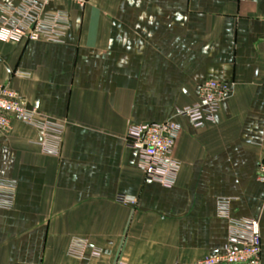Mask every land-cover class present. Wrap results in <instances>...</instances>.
Returning <instances> with one entry per match:
<instances>
[{
    "label": "crops",
    "instance_id": "crops-1",
    "mask_svg": "<svg viewBox=\"0 0 264 264\" xmlns=\"http://www.w3.org/2000/svg\"><path fill=\"white\" fill-rule=\"evenodd\" d=\"M59 8L70 12L64 42L0 40V82L65 124L57 153L19 118L0 130V183L13 186L0 264H193L222 254L230 219L246 218L260 224L264 264V0L44 7ZM209 79L232 92L213 122L177 117L175 185L146 178L129 126L175 119ZM74 238L101 255H70Z\"/></svg>",
    "mask_w": 264,
    "mask_h": 264
},
{
    "label": "built area",
    "instance_id": "built-area-1",
    "mask_svg": "<svg viewBox=\"0 0 264 264\" xmlns=\"http://www.w3.org/2000/svg\"><path fill=\"white\" fill-rule=\"evenodd\" d=\"M92 0H23L19 5L0 6V40L7 42L46 40L64 42L70 28V12L59 8L45 10L51 3L69 2L79 8ZM231 86L221 80L209 79L199 86L198 100L176 110V118L163 122H148L130 125L126 134L128 147L141 154L140 167L146 178L163 186L175 185L180 170V162L174 150L181 134V124L177 117L186 116L195 127L213 122L222 108L224 100L230 96ZM19 118L39 132L38 144L50 152L57 153L62 144L65 124L37 108L25 106L19 93L8 84L0 82V130L10 128L13 119ZM257 179L264 184V158L257 165ZM118 200L125 201L124 196ZM13 203V186L0 183V207H10ZM227 199L219 201V213L228 216ZM69 254L79 258L99 257V249L88 240L74 238ZM89 254V255H88ZM262 238L260 224L254 219H230L229 238L225 251L217 256H207L193 264H261ZM184 264V263H174Z\"/></svg>",
    "mask_w": 264,
    "mask_h": 264
}]
</instances>
